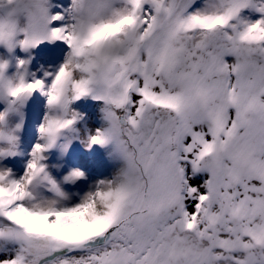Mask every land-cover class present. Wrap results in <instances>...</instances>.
I'll return each mask as SVG.
<instances>
[{"label":"snow or ice","instance_id":"snow-or-ice-1","mask_svg":"<svg viewBox=\"0 0 264 264\" xmlns=\"http://www.w3.org/2000/svg\"><path fill=\"white\" fill-rule=\"evenodd\" d=\"M17 2L0 46L67 52L31 79V57L13 77L0 60V125L21 117L0 127V162L24 103L46 109L23 173L0 163V264H264V0ZM87 96L107 122L89 146L114 142L124 167L67 203L45 154Z\"/></svg>","mask_w":264,"mask_h":264},{"label":"rangeland","instance_id":"rangeland-1","mask_svg":"<svg viewBox=\"0 0 264 264\" xmlns=\"http://www.w3.org/2000/svg\"><path fill=\"white\" fill-rule=\"evenodd\" d=\"M60 2H63L66 5L67 0H53L54 4ZM58 10V8H53V11ZM23 23L24 21L21 17V24ZM45 45L46 48L41 53H36L34 49L24 52L19 47H17L12 53H9L7 49L0 46V60L9 61L7 75L13 77L17 74V59H29V57H31L28 65L29 79H31L33 73L37 77H41L43 76V72L45 70L52 71L57 68L64 60L67 52L66 45L61 42H45ZM88 98H90V100ZM6 107L7 105L3 101H0V111H4ZM72 107L82 116V118L74 125L75 131L65 132L58 140L57 146L45 154L47 159L44 163L48 164L52 168V170L48 169L47 165L46 170L55 180H58V177L65 178L73 169L80 170L83 167V157H86L91 151V146H89V137L95 134L97 129H102L107 126V122L104 120V113L102 111L104 107L103 102L94 100L91 96H87L79 101H76ZM20 111L23 113V125L21 130L17 133L19 136V154L0 162L4 166L11 168L16 175L23 173L24 166L29 159L28 153L30 152L33 144L37 142V129L39 124L42 122L44 112L46 111L45 98L38 92L34 93L24 103ZM20 121V115L14 111H10L5 119V123L0 125V127H6L8 129L14 128L17 123H20ZM64 144L68 145L66 150L62 148V145ZM112 144L116 150L115 143L112 142ZM119 160L124 166V161L120 157ZM82 172L84 174H89L85 171ZM92 176L94 177V184L96 185L99 180V174H92ZM84 177L79 179L81 181H75V183L65 181V190L67 191L66 193H68L67 195L69 197L67 203H70L71 199L80 201V194L73 192H76L78 189H82L80 184H86L88 182ZM194 179L196 183L200 182L199 176ZM79 201H77V203H79Z\"/></svg>","mask_w":264,"mask_h":264},{"label":"bare ground","instance_id":"bare-ground-1","mask_svg":"<svg viewBox=\"0 0 264 264\" xmlns=\"http://www.w3.org/2000/svg\"><path fill=\"white\" fill-rule=\"evenodd\" d=\"M83 158H84V163H83V167L80 170L89 173V174H84L85 175L84 178H86L88 182L86 184H80L82 189H78L76 190V192H73V193H79L81 197H83L87 192L93 190L96 186L94 184L95 180L93 179L94 177L92 176V174H99L98 182L101 180H110L113 179L114 176H116L119 173V171L124 167L121 161L119 160L118 154L114 149L112 142L103 146L91 145V151L88 153L86 157ZM48 169L52 170V168L49 165H48ZM56 181L58 182V184L61 185L62 190L66 193L67 191L65 190L66 189L65 179L58 177V180ZM76 181H81V180H76ZM190 183L196 184L195 179L193 178L190 181ZM73 201L74 203H77V201L79 200L71 199L70 203H73Z\"/></svg>","mask_w":264,"mask_h":264},{"label":"clouds","instance_id":"clouds-1","mask_svg":"<svg viewBox=\"0 0 264 264\" xmlns=\"http://www.w3.org/2000/svg\"><path fill=\"white\" fill-rule=\"evenodd\" d=\"M21 7L17 0H12L11 3L8 0H0V20L7 22L16 19V14Z\"/></svg>","mask_w":264,"mask_h":264},{"label":"water","instance_id":"water-1","mask_svg":"<svg viewBox=\"0 0 264 264\" xmlns=\"http://www.w3.org/2000/svg\"><path fill=\"white\" fill-rule=\"evenodd\" d=\"M43 49H44L43 44H41L40 46H38L37 48H35V50H36L37 52H41Z\"/></svg>","mask_w":264,"mask_h":264}]
</instances>
